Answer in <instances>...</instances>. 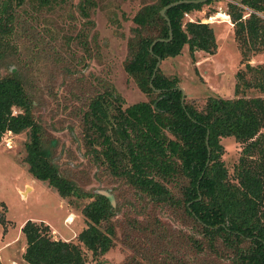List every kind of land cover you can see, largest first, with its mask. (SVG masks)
<instances>
[{"label": "trees", "instance_id": "16d2710c", "mask_svg": "<svg viewBox=\"0 0 264 264\" xmlns=\"http://www.w3.org/2000/svg\"><path fill=\"white\" fill-rule=\"evenodd\" d=\"M24 1L15 0V5ZM29 1L46 10L64 2ZM173 1L152 0L132 15L123 70L147 99L121 107V96L109 84L89 96L81 115L85 152L130 189L134 216L127 218L126 230L137 241H154L153 255L125 264H264V65L249 63L264 52V0L226 2L242 66L234 73V97L207 96L200 109L184 97L181 101L176 77L159 68L152 72L157 59L178 55L184 45L191 59L195 51L215 52L209 23L183 21L184 14L213 0L166 9L168 39L159 11ZM11 2L0 0V65L13 49L10 35L24 22ZM94 6L93 0L76 4L89 28ZM74 38L88 52L86 34L80 31ZM250 90L255 95L246 96ZM32 102L18 71L0 75V138L5 132H26L23 161L30 176L61 198L88 201L79 209L84 227L76 241L53 239L46 223L26 220L20 227L21 259L24 264H87L89 256L93 264H104L98 257L114 245L119 206L97 191L80 190L59 172L31 112ZM224 137L239 146L231 177L221 160ZM161 209L182 218L190 231L166 234L156 213Z\"/></svg>", "mask_w": 264, "mask_h": 264}, {"label": "rangeland", "instance_id": "374dc122", "mask_svg": "<svg viewBox=\"0 0 264 264\" xmlns=\"http://www.w3.org/2000/svg\"><path fill=\"white\" fill-rule=\"evenodd\" d=\"M11 1L24 22L10 35L13 49L2 61L0 75L18 71L26 80L33 101L31 112L42 127L44 142L59 172L82 191H106L119 206L114 218V245L98 260L104 264H125L134 259L140 261L149 253L153 255V240L137 241L135 233L126 230L127 218L134 216L130 209L134 198L126 185L86 154L81 121L87 99L102 90L104 84L111 85L121 96V107L147 99L123 70V61L126 39L133 26L131 17L142 4L152 0H93L90 28L76 10L79 0H64L50 10L29 0L17 6L15 0ZM227 1L213 0L183 16V21L200 20L212 26L216 41L213 54L195 51L191 59L184 45L178 55L160 60L157 66L163 75L177 78L185 100L199 109L207 96L234 97V73L242 65L225 14ZM80 31L86 34L88 52L75 41L74 36ZM249 63L264 65V52L250 57ZM245 95L255 93L250 90ZM25 141L26 132H5L0 138L2 264H24L20 227L26 220L46 223L51 237L61 240L76 241L77 233L84 227L79 209L88 198H61L45 182L33 179L23 161ZM220 143L221 160L231 177L239 146L232 137L221 138ZM156 213L166 234L174 237L189 230L182 218L170 210ZM93 263L88 256L87 264Z\"/></svg>", "mask_w": 264, "mask_h": 264}, {"label": "water", "instance_id": "95a60500", "mask_svg": "<svg viewBox=\"0 0 264 264\" xmlns=\"http://www.w3.org/2000/svg\"><path fill=\"white\" fill-rule=\"evenodd\" d=\"M203 2H205V0H175V1H173V2H170V3H168V4H166L164 7H162L161 9H160V11H159V14L166 20V22H167V26H168V39L170 38V36H171V30H170V25H169V22H168V19H167V17L165 16V10L166 9H168L169 7H172V6H175V5H179V4H187V3H203ZM168 39H166V40H168ZM159 59H157V61H156V63H155V66H154V68H153V72H152V74H154V72H155V70H156V68H157V66H158V64H159ZM180 91H181V101L183 100V97H184V92H183V90H182V88L181 87H177ZM98 193H100V194H102V195H104L108 200H109V202H110V204L111 205H113L114 203H113V198H112V196H111V194H109V193H107L106 191H103V190H99V191H97Z\"/></svg>", "mask_w": 264, "mask_h": 264}, {"label": "built area", "instance_id": "2783aa9c", "mask_svg": "<svg viewBox=\"0 0 264 264\" xmlns=\"http://www.w3.org/2000/svg\"><path fill=\"white\" fill-rule=\"evenodd\" d=\"M7 133H10V132H7ZM5 145H6L7 147H9V146H8V143H5Z\"/></svg>", "mask_w": 264, "mask_h": 264}, {"label": "crops", "instance_id": "0c3cea01", "mask_svg": "<svg viewBox=\"0 0 264 264\" xmlns=\"http://www.w3.org/2000/svg\"><path fill=\"white\" fill-rule=\"evenodd\" d=\"M231 24V23H230ZM28 185H26V187H27ZM0 263L2 264V260H0Z\"/></svg>", "mask_w": 264, "mask_h": 264}]
</instances>
